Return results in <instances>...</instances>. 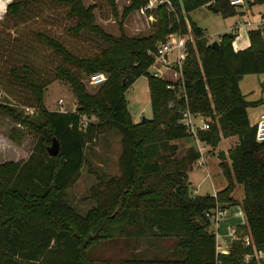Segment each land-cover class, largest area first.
Segmentation results:
<instances>
[{
  "label": "trees",
  "instance_id": "1",
  "mask_svg": "<svg viewBox=\"0 0 264 264\" xmlns=\"http://www.w3.org/2000/svg\"><path fill=\"white\" fill-rule=\"evenodd\" d=\"M53 1L75 20L68 28L71 34L89 32L105 46L94 55L80 56L60 39L38 32L40 42L62 55L55 70L42 73L28 57L10 67L9 83L23 94L14 102L2 100L0 94V111L35 131L39 141L38 152L26 161L0 164V264H258L254 258L246 263L244 255L254 249L264 251V141L256 140L247 112L261 99L246 100L239 80L245 74L264 73V22L248 30V47L234 50V31L221 34L218 47H213L205 30L188 17L202 6L222 17L233 16L237 7L229 0H164L154 7L147 6L149 0H131L123 15L144 9L154 16L152 32L147 36L122 32L117 37L97 24V5ZM117 1L108 0L114 15ZM246 3L264 6V0ZM27 5L26 0H12L6 17L23 15ZM189 28L193 42L188 43L179 79L149 73L158 44L167 34H186ZM96 72L107 73L108 79L91 93L84 77ZM142 75L147 77L152 116L135 123L124 94ZM59 79L73 88L76 110L46 107L45 89ZM1 82L0 93L6 88L14 96L6 81ZM22 105L35 112L30 114ZM185 109L208 121V129L197 130L198 141L214 148L222 137L237 136L227 154L219 153L227 185L214 195L192 194L186 182L201 153L191 144L178 154L176 141L196 140L179 123ZM106 127L122 134L120 174L91 187L90 198L96 205L82 215L68 204L67 191L81 177L87 144ZM54 136L61 150L50 156L48 146ZM236 184L244 190L240 202L232 197ZM236 204L245 222L234 226L229 251L222 253L209 227L217 209ZM245 235L251 245L243 244ZM120 239L141 242L143 247L118 260L97 261L92 248Z\"/></svg>",
  "mask_w": 264,
  "mask_h": 264
},
{
  "label": "rangeland",
  "instance_id": "2",
  "mask_svg": "<svg viewBox=\"0 0 264 264\" xmlns=\"http://www.w3.org/2000/svg\"><path fill=\"white\" fill-rule=\"evenodd\" d=\"M11 1L0 0V79L6 81L7 84L5 85L15 95H11L5 88L0 93L2 100L7 97L11 102H14L13 99L18 101L21 98V94H23L22 89L20 90L16 88L15 84L9 83L11 66L18 65L28 57L31 61L30 63H33L39 71L51 73L61 62L62 55L40 42L37 37L38 32H46L60 39L75 54L80 56L94 55L105 46V43L98 36L89 32H84L80 35L71 34L68 28L75 24V20L68 16L65 7L55 3L53 0H26L28 5L25 7L23 15L6 17L7 6ZM130 1L118 0L117 13L114 15L108 0H84L87 6L97 5L95 9L97 24L113 36H120L122 32H125L128 36L149 35L152 32L154 16H149L144 9L134 10L126 16L123 15L125 7L130 4ZM158 1L152 0L154 4L152 7ZM245 6L247 7L246 3ZM188 17L207 31L211 41L218 37V31L225 29V27L227 28L235 20L233 18L226 21L224 17L215 11L204 8L192 10L188 13ZM255 17L259 20L258 14ZM184 35L187 38L192 37L190 28ZM236 36L237 34L235 33ZM156 66L160 67L161 65L157 64ZM162 68L165 70L164 67ZM148 71L153 73L155 69L149 67ZM165 71L164 75L169 80L175 81L179 78V74H175L168 69ZM84 82L91 93H96L100 87V85L92 84L90 76L87 75L84 77ZM1 83L0 86L4 84L3 82ZM246 85H248V90L245 93L248 99H261L259 104L247 108L249 119L251 122H255L258 113L264 107V73L255 74L254 79H249ZM17 89L18 92H16ZM124 95L133 120L139 122L143 117L151 118L152 111L147 77L145 75L138 77L126 89ZM60 99H64L62 106L59 103ZM45 104L50 110L68 112L76 110L78 99L71 85L67 81L59 79L51 82L45 89ZM21 107L26 110V106L22 105ZM87 119L84 116L83 122H86ZM90 119L97 121L95 115H91ZM12 134L15 137H12ZM95 137L86 146V163L82 168L81 177L67 191L66 196L68 204L82 215H86L89 209L96 205V202L90 198L91 187L100 179L107 181L112 176L120 174L119 157L122 152V134L114 128L106 127L105 130ZM226 139L227 141L221 142L222 147L215 149L204 143H196V140L193 142L191 138L181 139L176 141L179 146L178 154L183 153L191 144H194L198 150L200 147L204 156H208L209 159L212 157L211 164L207 165L211 176L213 175L216 178L218 175H214L215 171L221 170L216 162L217 160L220 161L219 153L227 154L229 147L236 143L237 136H230ZM38 141L39 135L35 131L21 126L12 117L0 111V164L7 161H26L32 152H38ZM202 144H204L203 147L200 146ZM225 159L230 164V160L228 158ZM206 168L203 164H197V161L191 166L190 170L195 169V172L190 173V178L198 183L196 189L194 188L195 183L193 185L189 180L188 173L190 170L188 171L186 182H188L192 194H205L213 191L211 179ZM221 178L227 183L224 176H221ZM235 197H244V190L240 184L235 192ZM239 224H243V221L236 225ZM221 226V222L211 221L209 228L218 236V241L223 243L224 240L219 235L223 230L221 229L218 233L216 229L217 227L221 228ZM142 247L141 242L137 243L134 240L120 239L116 242L114 240L100 242L91 251H93L94 257L98 259L97 261H103L101 259L104 258L118 260L129 256L133 252H137Z\"/></svg>",
  "mask_w": 264,
  "mask_h": 264
},
{
  "label": "built area",
  "instance_id": "3",
  "mask_svg": "<svg viewBox=\"0 0 264 264\" xmlns=\"http://www.w3.org/2000/svg\"><path fill=\"white\" fill-rule=\"evenodd\" d=\"M163 1L164 0H159L157 4L162 3ZM229 3L235 7H238L245 4L246 0H229ZM157 4H155V6ZM152 5H154L152 0H149L147 6L152 7ZM189 42H193V36L187 38L184 34L178 32H171L167 34L165 39L158 44L156 51L153 52L152 54L154 59L150 67H153L155 69V71L152 74L154 76L169 80V78H167L164 75L166 73L165 70L168 69L173 71V73L175 74H179L180 77L181 66L189 50L188 47ZM157 64H160L161 66L157 67L156 66ZM162 67H164L165 70ZM107 79H108V75L105 72H96L90 75V81L94 85H101ZM170 86L171 85H168L167 87ZM59 103L62 106L64 103V99H60ZM26 110L32 114L35 112V109L31 107H26ZM179 123L185 126L189 134L192 135L195 139H196L197 130L208 129L209 127L208 121H206L204 117L200 115H194L188 109L182 111L181 118L179 119ZM254 125H255L256 140L258 142H263L264 141V111L259 114ZM196 143L200 144L202 142L196 139ZM199 151L201 153L200 147H199ZM223 214H224V209H217L215 211L213 219L217 221V218L222 217ZM233 233H234V227L230 229V234L232 235ZM243 244L245 246L252 244V240L249 235L244 236ZM216 248L218 250L219 247L216 246ZM252 258H254L259 264L261 260H264V251L254 249L252 253H247L244 255V261L246 263L250 262Z\"/></svg>",
  "mask_w": 264,
  "mask_h": 264
},
{
  "label": "crops",
  "instance_id": "4",
  "mask_svg": "<svg viewBox=\"0 0 264 264\" xmlns=\"http://www.w3.org/2000/svg\"><path fill=\"white\" fill-rule=\"evenodd\" d=\"M247 4V7L243 4L241 6H238L236 9H237V13L233 16H229V17H224L225 20L227 21L228 19H233L235 18V20L232 22L231 25H228L227 28L225 27V29L221 30V31H218L217 35L218 37L215 39V40H218L219 36L223 33H226V32H231V31H234L237 36L234 38L233 42H232V46L234 48V50H239V49H244L246 47H248L250 45V40H249V36H248V30L251 29V28H257L259 27L261 24H262V21H264V6L263 5H250L248 3ZM200 8H204V9H209L208 7L206 6H202ZM218 13V12H216ZM220 15V13H218ZM258 14L259 15V20L256 19L255 15ZM201 27V26H200ZM203 28V27H201ZM204 29V28H203ZM205 30V29H204ZM206 32V35L208 37V33L207 31ZM209 39V37H208ZM209 41H211V39H209ZM255 74H262V73H250V74H245L244 76H242V78L239 80V87H240V90L242 92V94L244 95L245 99L248 100V101H255V100H258V99H248L246 97V91L248 90V85H246L247 81H249V79H254V75ZM264 111V107L261 109V111L258 113L257 117H256V120L259 116V114L261 112ZM249 117V115H248ZM255 120V122H256ZM135 123L136 121L133 120ZM251 122V120H250ZM255 122H251V124H254ZM228 137H222L221 140L219 141L218 145L214 148H211L212 149H215V148H218V147H222L221 146V142H225L227 141ZM201 144V143H200ZM205 144V143H204ZM204 144L200 145V146H204ZM231 147H229L230 149ZM222 149V148H221ZM228 149V150H229ZM204 154V153H203ZM202 154V151H201V155ZM208 156H200V158L197 160V164H203L205 167H207L206 170L207 173L209 174L210 176V179H211V186L213 188V191L212 192H207L208 194H216L217 191L223 189L227 183H225L224 180H222L221 176L222 175V172L221 170L220 171H215L214 175L217 174L218 177H214L213 175L211 176V173H210V170L208 169V165L207 164H211V161H212V157L208 160ZM217 164L219 165V160L216 161ZM195 169L193 170H190L189 173H188V177H189V180L190 182L193 184L195 183V189L197 188V185L198 183L195 182V181H192L191 180V176H190V173L192 172H195L194 171ZM214 177V178H213ZM220 177V178H219ZM217 179V180H216ZM217 182H216V181ZM194 185V184H193ZM239 188V184H236L235 186V189L234 191L232 192V197L237 200V201H242V197L240 198H236L235 197V192L236 190ZM243 223L245 222V217H244V213H243V210L242 208L240 207V205L236 204V205H230L226 208H224V214L222 215V217H218L217 218V222H221L222 223V226L221 228H216L217 229V232L219 233L220 230L222 229L223 231L221 232V234H219L224 242L223 243H220L218 241V236L216 235V246H218V251L219 252H222V253H227L229 251V248H230V241L232 239V235L230 234V229L232 227H234L236 224L242 222ZM226 229V230H225Z\"/></svg>",
  "mask_w": 264,
  "mask_h": 264
},
{
  "label": "water",
  "instance_id": "5",
  "mask_svg": "<svg viewBox=\"0 0 264 264\" xmlns=\"http://www.w3.org/2000/svg\"><path fill=\"white\" fill-rule=\"evenodd\" d=\"M213 8H215V9L217 8V5L215 3L213 4ZM210 45L213 46V47H218V45H219L218 44V40H212L210 42ZM145 119L146 118L143 117L142 121L145 120ZM60 150H61L60 141H59V139L56 136H54L52 138L51 144L48 146V152H49L50 156H56V155H58L60 153ZM204 214L207 215L206 213H204Z\"/></svg>",
  "mask_w": 264,
  "mask_h": 264
}]
</instances>
